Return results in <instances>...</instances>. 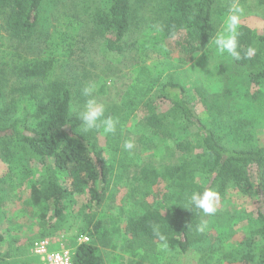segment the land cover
Masks as SVG:
<instances>
[{"label":"trees","instance_id":"16d2710c","mask_svg":"<svg viewBox=\"0 0 264 264\" xmlns=\"http://www.w3.org/2000/svg\"><path fill=\"white\" fill-rule=\"evenodd\" d=\"M101 1L103 9L96 12L94 23L102 37L114 33L116 42L120 43L132 28L147 24L142 7L156 2L155 21L158 18L166 35L183 29L188 38L198 40L201 46L209 43L218 26L217 18L224 17L226 7L232 3V0ZM61 2L0 0V20L12 41L35 46L43 35L48 36L52 26L50 19L58 12ZM224 2L227 4L222 7ZM239 33L242 59L232 58V63L219 67L222 87L216 88L219 90L211 96L198 89L212 124L195 113L182 85L169 82L162 86L159 98L167 100L172 107L167 113L150 115L147 124L160 139L176 138L175 144L182 154L173 165H163L159 173L154 172L141 166L135 153L123 148L128 139L129 122L147 107L146 100L152 94L154 80L149 69L140 70L131 89L123 95L121 105L112 116L108 115L116 122V129L105 133L103 140L106 148L117 155L116 165L122 175L131 174L132 169L136 171L130 188L143 200L152 194L151 188L161 182L168 187L174 185L176 190L163 195V207L146 204L143 215L129 218L125 229L126 249L138 254L137 264H160L161 243L177 246L182 253L195 246L193 232L200 235L195 227L204 213L191 205L190 196L208 190L216 193L219 200H225L231 191L256 198V226L245 240L249 251L246 258L251 259L250 264H264V147L245 149L227 144L217 128L238 123L237 127L244 129L257 121L252 118L264 120V35H257L244 26ZM249 47L255 49V53L245 59L244 52ZM22 61L13 66L0 65V141L9 144V148L4 149L6 161L10 162L9 159L17 155L27 162L38 158L43 165L44 175L39 184L32 187L26 203L36 208L45 205L39 224L40 237L75 228L76 240L85 235L89 242L78 244L73 250L74 264H106L100 250L116 251L115 236L120 230L115 226L104 227L96 218L106 201L112 176L104 147L98 140L100 133L94 129L85 131L79 115L73 112L74 90L83 85L74 81V86L61 78L51 80L53 62L50 60ZM8 83L12 84V93L32 97L33 112L25 109L20 113L18 103L9 102ZM78 92L82 94L81 87ZM243 136L250 139V131L245 128ZM238 140L242 138L239 136ZM59 170L67 174L69 188L60 183ZM196 174L206 178V186L191 180ZM135 183L142 186L134 188ZM78 196L86 197L84 212L74 217L77 222L68 225L65 203ZM50 210L52 215H49ZM160 236L164 237L163 241ZM201 237L206 243L205 233ZM2 241L0 233V244ZM25 255V251L20 253V256ZM0 264L31 263L22 260L9 263L0 258Z\"/></svg>","mask_w":264,"mask_h":264},{"label":"rangeland","instance_id":"374dc122","mask_svg":"<svg viewBox=\"0 0 264 264\" xmlns=\"http://www.w3.org/2000/svg\"><path fill=\"white\" fill-rule=\"evenodd\" d=\"M239 3L244 9L239 29L244 26L257 35H264V0H239ZM156 4L152 2L142 7L141 13L148 19L147 24L132 28L120 43L116 42L114 33L102 37L95 26L94 16L103 9L101 0H62L58 12L52 14L50 19L52 26L48 36L43 35L42 41L35 46L12 41L0 20V65L7 63L13 66L14 63L23 62V59L50 60L53 62L51 80L61 78L74 83V86V81H80L83 86H78V90L89 84L95 85L93 95L105 106L106 117L112 116L121 105L123 95L131 89L140 70L144 67L149 69L154 80L151 83L152 94L146 100L147 107L142 108L129 122L126 141L134 144L130 151L136 154L141 166L159 173L163 165H173L182 154L175 144L176 138L160 139L147 124L150 115L167 113L172 107L167 100L159 98L162 86L169 82L182 85L195 113L211 123L209 110L198 89H203L210 96L218 91L216 88L222 85L219 67L232 63V57L217 52L214 40L201 46L198 40L188 38L183 29L174 35H166L158 18L155 21L157 15L153 11ZM226 4L224 2L221 6L225 7ZM228 9L226 7L227 14ZM227 14L217 18L218 26L213 38L223 31ZM11 85L8 83L9 88L6 89L9 102L18 103L20 113L25 109L33 112L35 107L32 97L12 93ZM74 86L71 87L73 90ZM78 90H74L73 112L79 115L87 98H82L83 93ZM252 120L257 121L245 127L250 131V139L244 138L245 128L237 127L238 123H229L222 128L218 125L217 128L227 144H236L245 149L264 147V120ZM94 130L100 133L98 140L104 147L112 176V183L106 191V201L96 213V218L102 226L109 229L115 226L120 230L115 236L117 250L102 249L100 254L106 264H137L138 254L126 249L125 229L129 218L143 215L146 204L163 207V195L176 190L173 189L174 185L168 187L167 183L161 182L151 188L150 196L141 199V195L130 188L136 171L132 169L131 174L122 175L116 165L117 155L105 146V132L102 129ZM239 136L242 138L240 141ZM8 145L0 141V233L3 236L0 258L9 263L22 260L42 264L31 253V247L34 242L43 239L62 242L65 247L74 250L80 238L88 237L83 235L76 240L75 228L69 232L63 229L52 236L40 237L39 224L45 205L36 208L26 203L31 197L32 187L38 185L44 175L43 165L38 158L27 162L24 157L19 158L17 155L7 162L4 149H8ZM58 174L60 183L69 188L67 174L60 170ZM190 178L202 186L207 185L206 178L201 174ZM134 185L137 189L142 186L140 183ZM86 203L85 196L65 203L68 225L77 222L74 217L83 214ZM215 208L214 213L204 214L196 225L200 235L193 232L196 244L187 253H182L177 246L159 244L160 264H250L251 259L246 258L249 251L245 240L256 226V198L231 191L225 200L217 199ZM201 225L204 226L203 231L198 230ZM203 233L207 237L206 243L201 241ZM23 251L26 255L20 256Z\"/></svg>","mask_w":264,"mask_h":264},{"label":"clouds","instance_id":"9594fccd","mask_svg":"<svg viewBox=\"0 0 264 264\" xmlns=\"http://www.w3.org/2000/svg\"><path fill=\"white\" fill-rule=\"evenodd\" d=\"M243 13L244 9L240 5L239 0H232V3L228 9L223 31L218 32L215 37H212L211 39L214 40L217 52L220 54L226 53L236 61L242 59L238 38L240 35V17L243 15ZM254 53L255 49L249 47L246 52H244L243 58L250 59ZM94 90V84L86 85L82 89V93L87 99L84 103L83 110L79 113L78 117L81 121V125L85 131L102 129L105 133H113L116 129V122L111 116H105V106L98 102L94 97ZM133 147L134 144L131 141H126L123 144V148L125 150H131ZM216 201L217 194L210 190L205 191L203 194L194 192L190 196L191 205L195 209L201 210L205 215L215 212ZM198 230L203 231L204 226H199ZM160 239L163 241L164 237L160 236Z\"/></svg>","mask_w":264,"mask_h":264},{"label":"built area","instance_id":"2783aa9c","mask_svg":"<svg viewBox=\"0 0 264 264\" xmlns=\"http://www.w3.org/2000/svg\"><path fill=\"white\" fill-rule=\"evenodd\" d=\"M89 242L88 237L78 240L79 244ZM31 253L40 259L42 264H74L73 249L65 247L62 242L50 239L38 240L33 243Z\"/></svg>","mask_w":264,"mask_h":264}]
</instances>
